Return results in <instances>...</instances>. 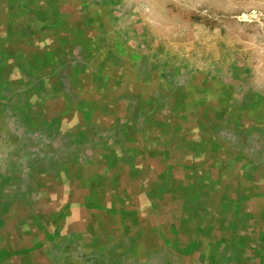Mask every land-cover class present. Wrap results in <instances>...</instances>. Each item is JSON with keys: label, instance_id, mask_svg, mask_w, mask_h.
<instances>
[{"label": "flooded vegetation", "instance_id": "obj_1", "mask_svg": "<svg viewBox=\"0 0 264 264\" xmlns=\"http://www.w3.org/2000/svg\"><path fill=\"white\" fill-rule=\"evenodd\" d=\"M53 2L0 0V80L23 85V69L45 74V90L25 100L74 135L111 118L123 124L110 142L97 133L103 143L91 164L37 168L24 189L0 178V264H47L48 248L77 233L94 246L121 237L180 264H264V166L212 131L230 124L226 114L200 99L171 110L137 106L124 121L114 97L97 94L96 74L109 71L108 45L125 49L116 38L103 42L92 0ZM72 45L86 60L75 79L88 96L75 103L49 78Z\"/></svg>", "mask_w": 264, "mask_h": 264}, {"label": "crops", "instance_id": "obj_2", "mask_svg": "<svg viewBox=\"0 0 264 264\" xmlns=\"http://www.w3.org/2000/svg\"><path fill=\"white\" fill-rule=\"evenodd\" d=\"M53 1L42 0L49 6H52ZM164 1L177 6L180 11L170 12L164 6ZM100 2L92 0L91 7L93 16L100 26L103 42L107 43L110 39L116 38L127 54L116 51L109 45L104 49L106 55L108 53V56H104L109 71L96 74L97 94L114 97L118 102V108L126 112L124 121L128 122L135 119L133 113L137 106H140V111L171 110L175 104L185 102L183 104L191 106L194 101L203 99L208 107L226 114V119L230 123L212 127L215 135L249 156L256 164L264 166V148L253 146L245 151L244 140L239 139L241 136L237 137L241 133H253L258 130L264 132V0H171V2L157 0L160 8L158 7V11L153 9V12L149 10L152 5L149 0H140L141 7L147 8L146 12L142 11L140 14L143 26L148 28L151 26L150 30L155 26H181L176 25L181 17L195 18L194 23L190 21L188 25L190 27L183 39L188 41V58H182L181 54L174 52L172 59L158 57L154 60L158 63L166 62L169 64L167 66L173 69L181 62L194 64L192 81L186 79L182 81L184 84L180 85L185 90L182 93L165 86L162 80L171 76L165 67L152 66L154 71L138 69L136 65L141 63L142 57L128 49L117 32L120 28H112V26H128L127 20L122 23L121 17L124 19L125 15H136L135 11H138L136 9L126 11L117 16L115 9ZM154 14L158 17H154ZM181 31V28L172 29L167 41L180 43ZM159 36L158 33V44L162 47L161 38L164 37L161 35L159 39ZM82 54L77 46H70L64 54L61 53L62 56L58 57L54 73L49 76L50 81L59 87L60 94L62 96L64 94L71 103L78 102L76 96L84 99L88 97L86 94L79 95L76 87V73L81 67L86 68V64H83L86 60ZM128 56L132 58L128 59ZM179 70L177 68L174 71ZM20 77L23 85L17 81L10 83L0 80V147L6 142H12L15 148L16 144L29 140V142H42L44 148L40 145L41 152L35 153V155L39 153L40 157H36L40 159H35L32 164L29 158L27 171L25 173L18 171L19 179L13 178L19 189L22 183H27L25 176H31L33 170L37 168L65 170L76 165L91 164L99 153V146L103 143L97 133L99 132L102 138L106 137V141L110 142L109 140L116 136L117 125L123 124L122 117H118L117 120L111 118L107 120L108 124L101 126L102 130L94 128L92 124H85L81 130L82 134L74 135L64 122L59 125L45 117L40 118L37 111H34L25 100L29 92L44 91L43 87H47L48 77L33 69H23ZM188 88L189 91H186ZM6 106L11 112L8 120L2 118ZM83 109L85 108L82 107L81 111ZM23 112L26 113L25 118L22 116ZM146 114L148 115L149 112ZM140 115L136 113L138 120L141 119ZM114 121L117 122L116 125ZM5 123L12 127V132L8 135H5L4 130L1 129L5 128ZM51 145L53 150L50 148ZM21 155L22 153L20 156L13 154L12 166L18 165ZM5 156L4 153L0 154V178L6 172V165L2 160ZM85 241L78 233L65 237L45 252L47 264H149L155 259L153 257L163 255L159 251L150 252L143 248L136 252L132 248L125 247V240L121 237L116 240L109 239L103 246L89 245ZM176 263L180 264V262Z\"/></svg>", "mask_w": 264, "mask_h": 264}, {"label": "rangeland", "instance_id": "obj_3", "mask_svg": "<svg viewBox=\"0 0 264 264\" xmlns=\"http://www.w3.org/2000/svg\"><path fill=\"white\" fill-rule=\"evenodd\" d=\"M94 1H98L104 5L106 4V6L111 7L113 9L116 10V12L118 13L117 16H120L119 14H121L122 12H126V11H135V9L138 11H135L136 15H125L126 17L124 19H122V23H124L125 20H127L128 23H126L128 26H112V28H120L118 32L120 38H122V40L124 41V43H126L128 49L130 51H133L136 54H139L142 57L141 63H138L136 65V67L142 70H149L152 71V66H160V67H165L166 70L168 72H170L169 74H171L170 77H166L165 79H163L162 81L165 83V86L173 89V90H178L179 93H182L183 91H185L183 89V86H180L182 84H184V82L182 81H192L193 79V68H194V64L192 65H188L187 63L181 62V63H177L175 66V68L173 69L171 66H167L169 64H166V62H154L155 58L158 57H162L164 59H172L174 52L177 54H181L180 56L182 58H188V54H189V45H188V41H183V39L185 38V34H187V31L189 29L190 26L189 23L190 21H192V23H194L195 18L192 17H181L179 18V20L177 21L176 25H181V26H155V28H153V30H150L147 26H143V22H142V17L140 16L142 11L146 12V7L142 6L141 7V2L140 0H94ZM153 1V2H152ZM150 3H152V5L149 7V10H151L153 12V9L155 11H158V7L160 8V6L157 4V0H149ZM165 2V1H164ZM171 2V0H170ZM99 3V4H100ZM183 3V1H182ZM167 2H165V7L166 9H169V11H175L174 13H178L180 11V9L177 6H174L172 3L168 4ZM135 7V8H134ZM162 8V6H161ZM163 11V10H162ZM154 17H158L156 14L153 15ZM176 16V14H175ZM179 17V16H177ZM116 17H114L115 19ZM133 25V26H132ZM171 25V23H170ZM158 28V29H157ZM162 28V29H161ZM174 28H181L182 31L179 33L180 38L182 39V41L180 43L178 42H172L171 41H167L168 37H170V31ZM150 30V31H149ZM159 33V35L163 36L164 38H161V42L163 44L162 47H160V45L158 44V37L157 34ZM159 36V39H160ZM179 52V53H178ZM152 60V61H151ZM151 61V62H150ZM165 63V64H163ZM166 65V66H165ZM200 65V64H197ZM196 66V65H195ZM178 68L179 71H174ZM154 71V70H153ZM182 71V73H181ZM179 77V78H178ZM181 83V84H180ZM190 88L186 89V91H189ZM193 89V88H192ZM5 108V115L2 117L5 120H8V118L11 116V112L8 111V106L4 107ZM2 130H4L5 135H8V133L12 132V127H10V125H8V123H5V128H1ZM262 129V128H261ZM264 130V128H263ZM241 136V138H239ZM239 139L244 140V148L245 151L246 149H251V147L255 146V147H263L264 148V132H260V130H258L257 132H247V133H241L237 136ZM237 139V138H236ZM42 143V142H41ZM41 143H36L35 141L33 142H29V140H27V142L25 143H21V144H16V147H13V143L12 142H6L3 144V147H0V154H5L6 156L4 157V159H2L5 162V167H6V172L4 173V175H2V177H6V178H17L19 179L17 175L18 171L21 172H26V165L29 162V158L32 164H34L35 159H40L38 157H40L39 153H37L35 155L36 152H41V146H43L42 148H44V145ZM59 145V143H57ZM41 145V146H40ZM63 145H66V143H63ZM236 146V145H235ZM48 147V146H47ZM46 148V147H45ZM49 148V147H48ZM50 148L53 150V145L50 146ZM44 150V149H43ZM24 152H26L24 154ZM49 152V151H48ZM21 155V161L18 163L17 166H12V159L11 157L13 156H20ZM34 153V154H31ZM51 154V153H49ZM54 154V153H53ZM51 154V155H53ZM8 156H10V158L8 159ZM38 156V157H36ZM35 157V158H34ZM1 161V159H0ZM28 173V172H27ZM1 176V175H0ZM27 178V183L21 185L20 189H24L25 186H28V182L30 179V176H25ZM14 180V179H13ZM12 186V185H11ZM10 186H7L6 188H8ZM12 189L8 192V193H12ZM155 258L154 260L150 261L149 264H178L176 262H173V259H171L169 256L167 255H162V256H156L153 257ZM133 264H139V263H133Z\"/></svg>", "mask_w": 264, "mask_h": 264}]
</instances>
